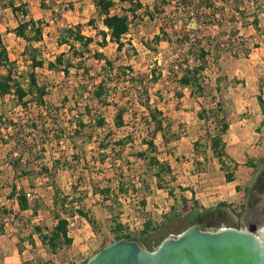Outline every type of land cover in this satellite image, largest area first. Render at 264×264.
Returning a JSON list of instances; mask_svg holds the SVG:
<instances>
[{
  "label": "rangeland",
  "instance_id": "374dc122",
  "mask_svg": "<svg viewBox=\"0 0 264 264\" xmlns=\"http://www.w3.org/2000/svg\"><path fill=\"white\" fill-rule=\"evenodd\" d=\"M13 1L18 5L21 2L26 4L28 19L42 22L44 39L36 44V48L39 60L42 58L45 62L53 60L61 53H70L68 46L58 45V38L63 29L81 24L86 36H95L99 29H104L97 17L93 0H62L57 3L55 9L51 7L48 12L35 0ZM170 1L175 4L177 0ZM252 2L258 6L264 3V0ZM142 3L144 7L139 11L140 17L133 18L130 15L131 32L121 53H118L115 44H108L105 48L93 45V49L100 50L111 58L120 55L118 58L121 59L117 64L133 65L136 74L149 73L155 64L159 63L164 78L153 89L152 100L163 110L173 127L167 136L169 143L165 142L161 134L155 143L159 158L169 163L175 174L165 176L164 181L160 183L154 171L138 160V152L147 148L145 141L148 135L142 123V115L135 111L137 106L127 99L121 103L127 104L133 114L127 117L126 127L116 132L115 136L110 137L107 131L102 133L95 130L93 139H90L93 131L90 127L86 131L87 141L84 137L76 138L73 130H70V122L75 119L73 116L77 110L84 109L89 98L88 93L83 98L77 94L82 73L72 69L71 74L66 76L62 72L49 70L47 66L38 68L36 74L39 82L47 87L44 99L55 110L49 112L45 107L38 106L36 101H31L28 109H23L10 97H0V116L3 118V121H0V264H4L7 253L10 254L12 250H24L25 245L31 244L28 236L33 230V224H53L51 213L46 209L38 217H34L32 210L19 211L11 195V184L16 179L20 188L26 187L27 192H30L31 200L40 197L44 207L50 209L56 207L58 193L52 187V183H56L62 194L71 196L68 206H71L70 201H73L75 211L79 206H83L85 211L98 221L100 229L95 232L79 214L70 220L69 233L75 240L71 253L79 257V264H85L88 257L114 239L110 227L116 219L125 224L126 233L134 235L140 234L150 220L151 230L158 228L157 232L153 233L157 240L168 237L170 232L180 231L182 219L176 218L172 222L169 219L182 214L178 201L181 196L192 199L193 194L189 191L191 189L201 198L208 199L218 195L225 197L227 206L221 209L220 213H210L215 219L235 228L246 229L256 225L257 231L263 230V214L256 194L264 185V113L258 102L259 96L264 98V15L260 13L261 23L258 30L252 25L240 24L246 45L252 49L250 56L235 57L222 51L219 64L211 60L205 76L213 92L206 97H200L191 95L189 89L182 90L168 77V66L174 59L168 43L160 44L159 53L153 51V45L151 48L147 47L146 44L160 32V23L158 17L151 20L148 15H143L146 10H153L155 0H142ZM128 6L119 4L120 13H125L121 8ZM169 11H174L173 7L169 8ZM19 14L17 17L13 13L9 0H0V34L8 47L11 60L18 63L19 76L25 86H28V74L32 72L33 49L27 50V42L8 31L16 28L23 19V15ZM92 19H95L96 24L90 23ZM176 22L179 27L183 25L181 19ZM195 26L198 25L190 23V27ZM218 30L215 27L212 32L217 34ZM129 43L136 48V53L132 51ZM87 58V64L96 76L101 71V63L92 59L91 55H87ZM124 80L119 82V97L128 98L129 85ZM96 105L95 103L91 106L94 109ZM70 109L73 114H70ZM210 110L212 111L209 112ZM103 113L110 128L114 130L115 112L111 103L104 106ZM200 113L205 116L203 120L199 117ZM40 116L47 121L45 132L42 125L37 129H27V137L32 134L30 140L36 141V146L23 155V164L20 166L30 173L19 177L20 173L13 171L7 155L11 149L7 144H13L9 143L13 131L11 128L6 130L5 125L12 121L17 122L20 117L27 123L31 119H40ZM221 121L229 124L230 128L224 136L228 156L225 159V171L221 169L220 163H213V153L208 143V135L218 133ZM68 127L69 130H66ZM61 136L64 139L58 142L57 139ZM174 136H179V140L173 141ZM124 137L131 140L128 141L125 152L121 154L117 141ZM102 139H106L105 144L110 148L104 164L101 161L104 153L100 151ZM205 153L208 156L207 161L204 160ZM19 154L20 151L15 150V156ZM119 155L122 156L123 162L115 161ZM124 161L128 162L125 166L126 174L135 176L138 181V190L131 191L126 196L114 190L113 180H116L114 174L120 172V169L116 171L114 163L119 167ZM128 164L132 168L131 172L127 169ZM46 169L52 171L51 177L41 175ZM227 173L234 174V181L228 182ZM74 187H77L76 191ZM107 187L112 188L109 198L104 199L102 195L95 193L96 188ZM167 188L174 190L175 197L170 196ZM145 199L147 207L142 209L141 202ZM57 208L62 211L60 203ZM173 208H176L175 211ZM191 217L194 221L197 220L196 215ZM18 234H23L25 243H20L23 238H18ZM28 252L39 254L36 248ZM82 253L86 254L83 256V262L80 260L83 258ZM61 254L64 256L66 253ZM10 264H16V261Z\"/></svg>",
  "mask_w": 264,
  "mask_h": 264
},
{
  "label": "trees",
  "instance_id": "16d2710c",
  "mask_svg": "<svg viewBox=\"0 0 264 264\" xmlns=\"http://www.w3.org/2000/svg\"><path fill=\"white\" fill-rule=\"evenodd\" d=\"M38 1L43 9H51L50 5L47 4L48 0ZM94 3L97 17L101 20L104 29L98 28L99 30L95 36H86L81 24L63 29L58 38V45L68 46L70 53H61L53 60L45 62L42 58L39 60L37 56L38 49L36 48V44L41 43L44 39L42 22L32 18L28 19L29 13L25 9L26 4L23 2L18 5L13 0H9V7L13 13L17 17L21 13L23 19L19 21L16 28L8 31L24 39L27 42V50L33 49L32 72L28 74V86H25L19 76L18 63L11 60L8 47L0 34V97L2 99L10 97L17 106L23 109H28L30 102L36 101L38 106L45 107L49 112H52L55 108L48 105L44 99L47 87L39 82L36 70L47 66L51 71L62 72L69 76L71 70L75 69L78 73H82L77 94H80L83 98L88 93L89 97L84 109L82 111L77 110L73 116L75 119L70 122V130H73L76 138L84 137L86 140V131L90 127L93 129L89 136L90 139H93L92 135L95 130H100L102 133L107 131L110 137L115 136L116 132L126 127L127 117L133 114V110L127 104L123 105L121 102L126 99L131 101V103L133 102L137 106L135 111L142 115V123L146 127L148 135V139L145 141L147 148L138 152V160L146 163L148 168L154 171L158 181L162 183L165 176L175 174L172 166L159 158L155 143L159 134L163 136L166 143H169L167 136L173 127L163 110L157 104H154L152 100L153 89L164 78L163 70L159 67V63H156L149 73L136 74L133 65L117 64L121 59L118 58L121 57L120 55L116 58H111L100 50L93 49V45L105 48L108 44H115L118 53H121L127 45L128 35L131 32L132 19L130 15L133 18H139V11L143 9L144 5L142 0H94ZM172 3L170 0H155L153 10H146L143 13V15H148L151 20L158 17L160 23V32L146 45L149 48H151V45L155 46L154 48L152 46L153 51L159 53L160 44L162 42L168 43L174 58L168 66V77L182 90L189 89L191 95L206 97L213 92L205 76L211 60L219 64L222 51L229 52L235 57L250 56L252 49L246 45L247 43L241 34L240 24L252 25L255 30H258L261 23L260 13L264 15V3L258 4V6L257 4L255 6L252 0H177L175 4ZM119 4L123 7L129 5L128 8H121L125 13H120ZM171 7H173L174 11H169ZM179 19L183 21L181 27L176 22ZM90 23L92 25L96 24L95 19H92ZM190 23H195L198 26L190 27ZM215 27L219 29L217 34L212 32ZM129 44L132 51L136 53L137 50L133 44ZM87 55H91L92 59L101 63V71L96 76L92 74V70L87 64ZM123 79L129 85L128 98L119 97V82L123 81ZM258 102L264 113V98L259 96ZM95 103L97 105L93 109L91 105ZM109 103L114 107L115 112L114 130L110 128L103 113L104 106ZM70 114H73L71 109ZM199 117L201 120L205 118L201 113ZM215 118L219 120L217 116ZM0 121H3L2 116H0ZM46 122V119L42 116L38 120L31 119L27 123L20 117L17 122L12 121L10 124L5 125L6 130L11 128L13 131L9 142L13 144H7L11 146L7 155L10 158V165L14 172L20 173L19 175L21 176L19 177H25L30 173L28 170L21 169L20 166L23 164V155L33 150L34 146H36V141L30 140L32 134L27 137L26 133L28 132L26 131L27 129H37L42 125L45 132ZM220 125L218 133L208 135V143L213 153V163H220L221 169L225 171L227 166L225 159L228 156L226 154L224 136L229 132L230 128L225 121H221ZM66 130H69V127ZM66 130L64 129V131ZM174 138L173 141L179 140V136H174ZM62 139L64 137L61 136L57 140L60 142ZM130 140L129 137H124L117 141L121 154L125 152ZM105 141L106 139H102L100 142L101 150L99 149L104 153L101 160L103 164L106 163L107 153L110 151L109 145L105 144ZM15 150L20 151L19 156H15ZM204 155V160L207 161L208 156L206 153ZM122 159V156L119 155L115 158V161L123 162ZM127 163L124 161L123 165H119V167H117L116 162L114 163L116 171L118 172L120 169L118 174H114L116 177V180L113 179L115 181L114 190L123 196L129 195L131 191L138 190V181L135 176L125 172ZM127 169H130L128 171L131 172L132 168L129 164ZM45 174L51 177L52 171L46 169L41 175L44 176ZM226 178L228 182H232L234 181V174L227 173ZM16 181L11 184V195L17 199L22 212L31 209L34 217H38L46 210L51 213L52 220L56 224L51 230L48 229L47 234H44L42 227L39 225L33 226V230L39 233L44 244L50 245L53 250L61 246H71L73 241L69 237V226L70 220L76 214L84 218L95 232L99 231L98 221L88 214L83 206H79L76 211L72 206L74 204L73 201H70L71 206H68L71 196L62 194L56 183H52V187L58 193L56 207L50 209L44 207L45 205L40 197L31 200L28 193L19 188ZM159 186L162 187L161 184ZM76 190L77 187H74V191ZM111 191L112 188L110 187L96 188L95 193L107 199L110 197ZM167 191L170 196L175 197L172 188H167ZM59 197L63 198L59 199ZM59 203L62 206V211L57 208ZM178 203L181 205L182 214L174 215L169 221L172 222L176 218L182 219L183 224L180 226L182 231L194 224H199L203 229H218L224 224L223 221L215 219L210 214L212 213L210 210L203 208L198 202L195 204L191 203V200L186 196H181ZM225 206L224 203L220 204V208ZM141 207L142 209L147 207L146 199L141 202ZM175 209L173 208L174 211ZM194 215L197 216L196 221L191 217ZM151 228L152 222L149 220L140 234L134 235L125 232L127 230H125L126 227L123 222L117 221V219L113 220L110 232L114 235V239L105 243L102 248L116 240L125 239L136 240L143 247L154 250L161 241H154L153 233L157 232L158 228L152 230Z\"/></svg>",
  "mask_w": 264,
  "mask_h": 264
},
{
  "label": "water",
  "instance_id": "95a60500",
  "mask_svg": "<svg viewBox=\"0 0 264 264\" xmlns=\"http://www.w3.org/2000/svg\"><path fill=\"white\" fill-rule=\"evenodd\" d=\"M86 264H264V228L203 229L194 224L177 237L164 238L154 250L136 240H116Z\"/></svg>",
  "mask_w": 264,
  "mask_h": 264
},
{
  "label": "crops",
  "instance_id": "0c3cea01",
  "mask_svg": "<svg viewBox=\"0 0 264 264\" xmlns=\"http://www.w3.org/2000/svg\"><path fill=\"white\" fill-rule=\"evenodd\" d=\"M35 1L40 6V2L38 0H35ZM94 5H95V3H94ZM47 10H49V9H46V11ZM34 20H36V19H34ZM37 21H39V20H37ZM63 46H65V45H63ZM19 188H20V186H19ZM22 189L25 190L26 192L28 191L26 187H24ZM189 191H191V193L193 194L192 199L187 196V198L191 200V203L195 204L198 202L203 208L210 210L212 213L213 212H216V213L221 212V209H223V208H220L221 203H224L227 206L224 196L218 195L216 197H211V198L206 199V198L199 197L194 190L192 191V189ZM12 199L16 202V204L19 208V211L22 212L20 210L17 199L15 197H12ZM28 211L31 212V209H29ZM28 211H25V212H28ZM52 223H53L52 225L49 224L48 222L46 224L43 223L44 225L42 223L41 224L38 223V224H33V226H35V225L41 226L44 234H47L48 229L51 230L56 224L53 220H52ZM222 227H232V226L224 223V224H222ZM181 232H183L181 229L178 232H170L168 234V236L176 235V234H179ZM3 233H5V232H3ZM21 237L23 238V234H18V238H21ZM69 237L73 241L71 246H61L58 249L53 250L50 247V245L44 244L39 233L32 230L28 236L31 244L25 245L24 250H19V249L18 250H12L10 252V254L7 253L8 255L6 254L4 264H10L12 261H16V264H22L23 262H25L26 264H79V257H76L73 253H71V250L73 249V247L75 245V240L72 238L70 233H69ZM166 237H162L161 240H157V238L156 239L154 238V241L159 242V241H162ZM20 243L21 244L25 243V239L23 238L22 240H20ZM35 248L39 250V254L38 253L34 254L33 252H28L31 249L33 250ZM62 252H65L66 254L64 256H62V254H61ZM26 255H28V256L26 257ZM83 256L85 257L86 254L82 253V257ZM84 257L82 259H80V260H82V262L85 261ZM87 259H89V257ZM87 259H86V261H87Z\"/></svg>",
  "mask_w": 264,
  "mask_h": 264
},
{
  "label": "flooded vegetation",
  "instance_id": "af4514ba",
  "mask_svg": "<svg viewBox=\"0 0 264 264\" xmlns=\"http://www.w3.org/2000/svg\"><path fill=\"white\" fill-rule=\"evenodd\" d=\"M256 197H257L256 200L258 201V205L260 207V210H261V212L263 214L262 225L264 226V185H263V187L261 189H259V193L256 194Z\"/></svg>",
  "mask_w": 264,
  "mask_h": 264
},
{
  "label": "built area",
  "instance_id": "2783aa9c",
  "mask_svg": "<svg viewBox=\"0 0 264 264\" xmlns=\"http://www.w3.org/2000/svg\"><path fill=\"white\" fill-rule=\"evenodd\" d=\"M62 0H48L47 4L50 5V7H53V9H55V6L57 5V3L61 2ZM55 11V10H54ZM28 196L30 197L31 194L30 192H27ZM179 234L176 235H172L173 237H177Z\"/></svg>",
  "mask_w": 264,
  "mask_h": 264
}]
</instances>
